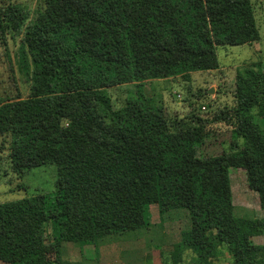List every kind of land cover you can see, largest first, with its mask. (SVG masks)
<instances>
[{
	"label": "trees",
	"instance_id": "1",
	"mask_svg": "<svg viewBox=\"0 0 264 264\" xmlns=\"http://www.w3.org/2000/svg\"><path fill=\"white\" fill-rule=\"evenodd\" d=\"M0 33H23L20 69L30 81L27 97L0 99L11 167L58 168L53 197L0 202V263L73 264L65 243L82 249L148 227L158 204L193 219L174 244L175 264L187 249L195 264L226 255L264 264L255 241L264 218L238 213L230 178V168L244 169L264 207V66L237 70L232 113L211 120L170 117L145 90L152 79L217 69L219 46L259 40L252 0H42L33 17L2 0ZM130 83L136 92L116 104L109 89ZM219 120L233 126L230 148L199 154Z\"/></svg>",
	"mask_w": 264,
	"mask_h": 264
},
{
	"label": "rangeland",
	"instance_id": "2",
	"mask_svg": "<svg viewBox=\"0 0 264 264\" xmlns=\"http://www.w3.org/2000/svg\"><path fill=\"white\" fill-rule=\"evenodd\" d=\"M2 0H0L1 2ZM21 3L33 17L42 0H5ZM260 39L250 43L223 45L217 50L220 66L209 71H194L189 78L176 76L166 79L146 81L148 95L163 104L170 117H187L193 113L202 118L213 119L223 111L232 113L236 104V73L244 66L261 64L264 66V0H252ZM23 33L6 38L0 33V99H15L18 95L27 97L30 81L20 69L19 53ZM264 70V67H263ZM134 83L111 87L110 93L116 104H121L128 93L136 92ZM257 120L260 121L259 117ZM211 133L205 143L198 147L199 154H216L228 150L232 142L233 126L225 120L208 125ZM6 139V140H5ZM9 137L0 136V202L16 200L36 193H46L50 198L57 189L58 168L55 163H47L18 175L11 167L7 155ZM3 146V148L1 147ZM233 202L238 213L247 217L264 218V207L259 194L251 189L247 182L246 171L242 168H230ZM152 223L148 227L114 233L109 248L122 251L121 256H109L105 260L89 258V247L80 245L75 251H62L65 262L76 264H175L172 250L181 232L190 229L193 219L187 209H174L165 214L160 212L158 204H152ZM264 243V236L255 238ZM65 244H78L68 242ZM192 250H185L183 261L178 264H195ZM93 257V256H92ZM6 264V263H4ZM213 264H232L229 255L220 257Z\"/></svg>",
	"mask_w": 264,
	"mask_h": 264
},
{
	"label": "crops",
	"instance_id": "3",
	"mask_svg": "<svg viewBox=\"0 0 264 264\" xmlns=\"http://www.w3.org/2000/svg\"><path fill=\"white\" fill-rule=\"evenodd\" d=\"M150 211L152 214V205L150 206ZM170 212V211H169ZM153 217V214H152ZM113 234L107 235L105 237H102L101 239L98 240V243L96 245H90V249L88 251L89 253V258H93L96 259L94 257L101 258V259H108L109 256H113V255H117L118 259L121 256V253L123 250H121L120 245H118L117 249L109 248V245H111V243L115 244L114 240H109V236H111ZM179 240H177L176 242H178ZM79 244H64V246L62 247V251L64 249V251H66V253H68V251L70 249L75 251V248H77ZM93 256V257H92ZM5 262H1L0 264H4ZM8 264V263H6ZM108 264H113V261L108 262Z\"/></svg>",
	"mask_w": 264,
	"mask_h": 264
}]
</instances>
